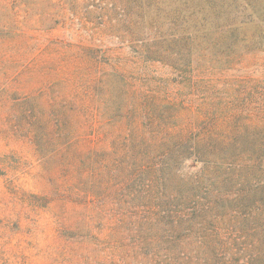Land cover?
<instances>
[{
    "label": "rangeland",
    "instance_id": "obj_1",
    "mask_svg": "<svg viewBox=\"0 0 264 264\" xmlns=\"http://www.w3.org/2000/svg\"><path fill=\"white\" fill-rule=\"evenodd\" d=\"M58 1L38 4L47 29L0 40V264H78L87 224L136 204L129 141L210 158L218 264H264V0Z\"/></svg>",
    "mask_w": 264,
    "mask_h": 264
},
{
    "label": "trees",
    "instance_id": "obj_2",
    "mask_svg": "<svg viewBox=\"0 0 264 264\" xmlns=\"http://www.w3.org/2000/svg\"><path fill=\"white\" fill-rule=\"evenodd\" d=\"M41 1L0 0L2 43L23 38L28 29H47L43 28L46 16L37 8ZM73 1L77 0L58 3L74 8ZM149 36L142 35L144 45L138 46L137 53L156 60L160 54L150 46L155 36L150 41ZM157 147L128 142L122 154L121 184L125 197L136 204L116 210L103 230L95 231L87 224L89 233L77 241L78 264H218V239L207 237L203 231L207 215L227 198L221 195L220 200L215 189L207 193L199 189L210 158L184 156L182 144L166 148L161 144L160 155H143V151L158 153ZM186 184L191 188L183 189ZM253 197L246 188L233 201L235 206L246 208ZM229 257L222 264H236ZM242 264H251V258Z\"/></svg>",
    "mask_w": 264,
    "mask_h": 264
}]
</instances>
